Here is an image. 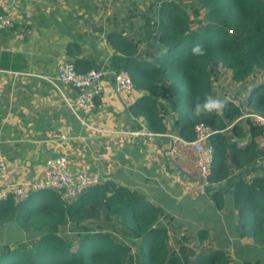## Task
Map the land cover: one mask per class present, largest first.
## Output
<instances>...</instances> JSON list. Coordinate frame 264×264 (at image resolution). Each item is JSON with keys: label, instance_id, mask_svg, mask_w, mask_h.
<instances>
[{"label": "trees", "instance_id": "obj_1", "mask_svg": "<svg viewBox=\"0 0 264 264\" xmlns=\"http://www.w3.org/2000/svg\"><path fill=\"white\" fill-rule=\"evenodd\" d=\"M156 2L138 33L145 31L143 38L126 34V29L133 31L130 18L114 21L106 35L112 51L107 67L128 72L134 89L144 93L132 114L142 118L153 134L168 132L166 109L157 105V99L170 106L183 140L195 139L197 125L211 129L210 145L216 152L206 193L221 208L223 193L233 190L235 238L253 239L255 244L244 249L236 241L233 253L228 240V246L220 243L218 249L199 254L184 246L176 251L172 241L179 240L170 236L162 209L124 188L105 184L72 205L51 191L32 194L19 206L12 200L0 203V231L14 224L34 235L33 243L0 247V264H264V178L244 179L261 156L257 139L264 135L248 112L264 118V0H194L195 18L204 13L197 28L178 1ZM197 44L204 55H192ZM78 53L76 45L67 49L78 73L101 68L83 63L76 58ZM225 70L233 84L221 90L215 82ZM257 75L260 83L255 81ZM209 96L222 102L221 109L193 116V106ZM234 170H239L238 176ZM222 184L227 190L217 189ZM62 230L67 233L62 235ZM185 239L181 240L188 242Z\"/></svg>", "mask_w": 264, "mask_h": 264}, {"label": "crops", "instance_id": "obj_2", "mask_svg": "<svg viewBox=\"0 0 264 264\" xmlns=\"http://www.w3.org/2000/svg\"><path fill=\"white\" fill-rule=\"evenodd\" d=\"M101 3L6 0L7 14L14 26L0 35V153L8 160L11 182L29 185L40 181L46 162L64 155L73 173L98 174L105 184L124 188L162 209L168 217L163 223L177 240L185 237L186 241L198 242L199 234L208 239L211 232L203 228L207 210L219 216L220 223L230 219L235 228L233 190L223 193L224 205L216 207L200 188L191 146L179 144L176 160H167L166 152L172 145L168 136L179 134L166 101L155 100L166 109L164 123L168 132L166 136H149L152 132L146 122L135 118L131 109L144 93L135 90L121 96L112 77H106L103 96L91 117L86 118L89 128L75 119L65 101L74 100L76 93L63 88V97L55 86L41 79L57 77L61 57L74 61L67 56V49L73 45L78 46L81 54L76 58L83 63L108 65L112 51L106 35L113 30L115 17L110 13L102 16L95 9ZM126 34L129 35L127 29ZM226 74L228 84H233L231 73ZM222 77L221 72L215 84L224 90L228 84ZM255 81L261 82L258 75ZM257 142L261 156L254 171L244 174L245 180L264 178V135ZM238 174L239 170H234V176ZM217 189L226 186L222 184Z\"/></svg>", "mask_w": 264, "mask_h": 264}, {"label": "built area", "instance_id": "obj_3", "mask_svg": "<svg viewBox=\"0 0 264 264\" xmlns=\"http://www.w3.org/2000/svg\"><path fill=\"white\" fill-rule=\"evenodd\" d=\"M14 22L7 14L6 0H0V35L13 28ZM232 34V32H230ZM112 77L116 91L121 96L132 94L135 89L128 72L111 71L107 65L100 69L91 70L87 73H78L74 64L65 56L58 62V75L55 79L41 77L50 82L63 95V88H69L76 93L74 100L65 99L75 119L84 126H89L86 118L91 117L97 105V101L103 96V80ZM250 117V116H249ZM254 123L263 129L264 118L252 115ZM195 139L192 142L183 140L180 136H168L171 147L166 152L169 161H175L179 152L178 145H189L193 149L198 165L200 188L202 191L211 185L210 178L214 171L215 148L210 145L213 135L211 129L206 125H197L194 129ZM155 136V134H148ZM166 136V135H165ZM64 139V138H63ZM106 180L98 174L89 172L73 173L69 167L67 156L51 158L46 162V172L43 178L29 185H14L9 176V163L7 158L0 153V203L12 200L15 206L26 203L32 194L41 192H56L66 205L77 202L87 191L102 186Z\"/></svg>", "mask_w": 264, "mask_h": 264}, {"label": "rangeland", "instance_id": "obj_4", "mask_svg": "<svg viewBox=\"0 0 264 264\" xmlns=\"http://www.w3.org/2000/svg\"><path fill=\"white\" fill-rule=\"evenodd\" d=\"M186 9V12L190 15L191 20H193L196 25L193 26V28H197V24L199 21H201L204 18V13H201L199 18H195L194 11L196 10V5L194 0H176ZM157 5L156 0H107L105 2L101 3V6H98L97 10H99L102 13V16H107L108 13H110V17L114 16L115 18H118L119 20L115 19L117 23H120L121 21H124L125 19L130 18V23L132 27V33L129 32L130 36H132L134 39L138 40L139 37L143 38L145 31H143V34H138L141 32V27H144L145 20L144 18L148 16L147 12L149 11L150 7H153ZM95 7V6H94ZM146 14V15H145ZM134 33H137L139 36L137 38V35H134ZM230 33V32H229ZM132 34V35H131ZM134 35V36H133ZM222 81L223 83L228 84V74H226V70L222 71ZM230 75V74H229ZM232 85L231 83L228 84L227 87ZM231 86L228 88L230 89ZM249 113H251L249 116L250 120L253 122L254 119L251 118L252 115H257L253 111L248 110ZM248 115V114H247ZM259 116V115H258ZM248 117V116H247ZM246 117L242 116L240 120H245ZM244 122V121H243ZM254 123V122H253ZM243 126H246L245 123H243ZM202 204V202H201ZM206 223L203 224V228H206L211 232L210 237L208 239L204 240L203 243H199L197 241H172L173 249H176V251L179 249V246H184L188 249H191L199 254L203 251H208L211 249H218V246L220 243H223L222 245L228 246V244L225 242L228 240L230 241L229 245L230 252L233 253L234 247L233 245L238 242V245L244 249H247L254 245L253 239H246L238 241L235 238L236 230L233 227L230 219L224 218L222 222L220 223L219 216H214L209 210H207L206 213ZM236 227V226H235ZM214 231V233H213ZM62 235L67 233L66 231L62 230ZM172 239H175L173 236H171ZM199 238H204V235L199 234ZM232 239V240H231ZM34 242V235L33 234H27L24 232H21L18 230L16 225L9 224L5 226L0 231V247H3L4 245H9L11 248L14 247L17 243H33ZM177 242L179 243L177 245ZM135 251V249H133ZM232 257L235 256L233 255Z\"/></svg>", "mask_w": 264, "mask_h": 264}, {"label": "clouds", "instance_id": "obj_5", "mask_svg": "<svg viewBox=\"0 0 264 264\" xmlns=\"http://www.w3.org/2000/svg\"><path fill=\"white\" fill-rule=\"evenodd\" d=\"M193 56L204 55V49L200 45H194L191 49ZM222 107V102L213 97H206L202 102L196 103L192 109V115L199 117L202 114H211L219 111Z\"/></svg>", "mask_w": 264, "mask_h": 264}]
</instances>
